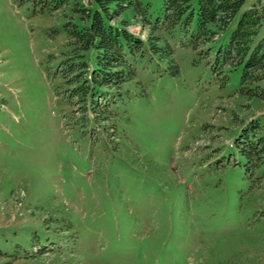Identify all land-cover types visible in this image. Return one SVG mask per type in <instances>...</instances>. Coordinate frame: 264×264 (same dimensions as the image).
<instances>
[{"label":"rangeland","instance_id":"1","mask_svg":"<svg viewBox=\"0 0 264 264\" xmlns=\"http://www.w3.org/2000/svg\"><path fill=\"white\" fill-rule=\"evenodd\" d=\"M75 1L0 0V264H264V167L247 175L236 142L264 100L242 93V68L222 85L190 47L175 76L145 55L98 117L58 71ZM121 20L146 39L143 14Z\"/></svg>","mask_w":264,"mask_h":264},{"label":"trees","instance_id":"2","mask_svg":"<svg viewBox=\"0 0 264 264\" xmlns=\"http://www.w3.org/2000/svg\"><path fill=\"white\" fill-rule=\"evenodd\" d=\"M29 1L35 13L52 12L69 3ZM83 1L74 4L80 21L63 25L70 45L58 71L74 85L69 103L78 99L84 108L91 105L98 116L103 110H97L98 97L104 96L115 108L124 99L126 84L137 80L136 62L145 55L167 63L168 73L178 75L177 46L190 47L201 58L203 53L212 56L209 65L222 85L229 80V72L241 67L242 93L264 100L260 84L264 80V37L255 40L264 23V9L257 3L242 10L247 0H163L161 11L152 16L151 3L143 0ZM130 9L146 17V39L130 31L127 20L118 21ZM236 142L246 174L256 175L264 167V116L251 119Z\"/></svg>","mask_w":264,"mask_h":264}]
</instances>
